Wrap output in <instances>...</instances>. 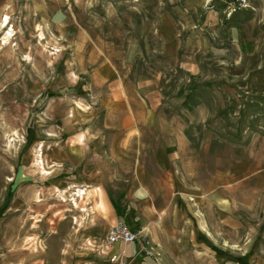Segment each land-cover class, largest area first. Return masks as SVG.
Here are the masks:
<instances>
[{"label":"rangeland","instance_id":"obj_1","mask_svg":"<svg viewBox=\"0 0 264 264\" xmlns=\"http://www.w3.org/2000/svg\"><path fill=\"white\" fill-rule=\"evenodd\" d=\"M110 63L147 103V140L184 136L190 185L240 178L239 231L204 238L195 224L192 237L156 242L152 258L77 234L104 206L91 204L94 192L76 196L73 172L58 187L63 172L50 167L72 140L117 126L100 106L107 88L94 85ZM115 254L126 264L263 263L264 0L231 16L221 0H0V264H119Z\"/></svg>","mask_w":264,"mask_h":264},{"label":"crops","instance_id":"obj_2","mask_svg":"<svg viewBox=\"0 0 264 264\" xmlns=\"http://www.w3.org/2000/svg\"><path fill=\"white\" fill-rule=\"evenodd\" d=\"M96 72V88H107L100 106L118 113L117 126L110 134L83 135L80 141L72 140L70 150L59 153L51 167L47 165L58 166L53 170L57 175L63 172L58 187L71 183L73 172V182L80 191H89L90 197L94 192L91 204L104 206L88 215L77 234L88 239L106 237L109 228L121 220L141 231L157 251L156 242L166 246L170 238L183 237L186 230L194 236L195 224L204 238L220 237L227 228L239 231L240 178L219 173L193 179L190 185L184 148L178 144L184 136L154 133L147 140L141 127L154 120L146 117L145 99L113 64H104ZM162 136L167 138L166 145L159 144ZM134 246L123 253L131 256Z\"/></svg>","mask_w":264,"mask_h":264},{"label":"built area","instance_id":"obj_3","mask_svg":"<svg viewBox=\"0 0 264 264\" xmlns=\"http://www.w3.org/2000/svg\"><path fill=\"white\" fill-rule=\"evenodd\" d=\"M228 9V15L231 16L234 13L249 9L252 7L254 0H221ZM79 191V190H78ZM81 192H84L81 190ZM77 197H80L77 195ZM106 242L109 246L115 245H138L140 252L149 257H155V250L151 241L142 235L141 231H136L131 228L124 221H117L108 230L106 235ZM113 261L119 264H126V261L121 255L115 254L112 258Z\"/></svg>","mask_w":264,"mask_h":264},{"label":"bare ground","instance_id":"obj_4","mask_svg":"<svg viewBox=\"0 0 264 264\" xmlns=\"http://www.w3.org/2000/svg\"><path fill=\"white\" fill-rule=\"evenodd\" d=\"M38 157H39V159H37V164H36V165H37L38 167H40V169H41V166L44 167V166H43V160H42L41 156H38ZM43 170H44V168H43ZM44 174H46V172H44ZM83 191H84V190H83ZM77 192H78V193H75L76 196H77V195H78V196H82V198H83L84 195H86V194L84 193L85 191H84V192H81V191L79 192V191H77ZM74 200H75V199H74ZM35 242H36V241H35Z\"/></svg>","mask_w":264,"mask_h":264}]
</instances>
